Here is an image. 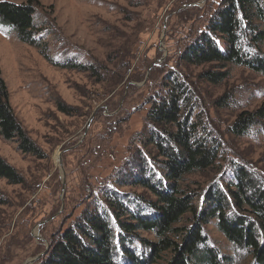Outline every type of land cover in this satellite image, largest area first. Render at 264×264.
Masks as SVG:
<instances>
[{"label": "rangeland", "instance_id": "1", "mask_svg": "<svg viewBox=\"0 0 264 264\" xmlns=\"http://www.w3.org/2000/svg\"><path fill=\"white\" fill-rule=\"evenodd\" d=\"M39 1L34 16L40 31L37 46L21 42L0 22V73L9 105L41 150L39 157L24 154L14 141L0 136V157L25 179L22 186L0 179L6 200L0 206V264H25L44 252L52 236L95 207L93 198L102 183L144 202L153 200L143 189L117 186L113 176L118 170L131 172L127 160L140 147L135 139L147 132L149 103L164 95L174 78L187 84L200 107L196 113L202 114L206 132L222 153L213 169L187 177L185 186L200 194L216 184L225 188L238 166L264 183V122L242 137L230 133L241 114L264 102V77L230 65L228 78L211 85L199 76L217 71L216 66H185L180 60L206 25L204 11L214 9L217 0ZM190 4L204 10L194 18L177 15ZM71 63L93 69H70ZM57 104L67 106L68 113H61ZM152 158L148 164H158ZM87 184L93 189L86 191ZM196 202H202V195ZM204 233L223 258L248 264L246 252L229 243L213 222ZM137 239L140 252L154 242L145 232H138Z\"/></svg>", "mask_w": 264, "mask_h": 264}, {"label": "trees", "instance_id": "2", "mask_svg": "<svg viewBox=\"0 0 264 264\" xmlns=\"http://www.w3.org/2000/svg\"><path fill=\"white\" fill-rule=\"evenodd\" d=\"M22 1L1 2L0 22L9 26L21 42L37 46L40 31L34 16L40 1ZM210 1L213 0L207 3ZM214 5V9L207 5L210 8L204 11L208 15L206 25L197 31L196 41L180 60L185 66H216L217 71L205 70L199 76L211 85L228 78L230 65L245 67L264 77V0H217ZM202 10L191 6L177 15L194 18ZM68 68L87 72L93 69L73 63ZM167 85L164 95L159 94L149 103L147 132L135 139L140 147L127 160L131 172L123 174L118 170L113 176L117 186L143 189L153 200L144 202L100 184L99 196L93 198L95 207L52 236L47 254L33 264H159L162 259L166 264H235L209 245L204 228L212 222L229 243L246 252L244 259L248 258V264H264L263 180L248 168L238 166L231 184L225 188L216 184L205 194L189 190L185 186L187 177L213 169L222 154L221 146L206 132L202 114L196 113L200 107L187 84L174 78ZM56 107L63 114L68 113L63 104ZM261 122L264 102L254 112L241 114L230 133L242 137ZM0 136L4 141H14L24 154L41 155L9 105L1 73ZM152 156L158 164H148V159L153 161ZM0 179L9 185L25 183L17 169L1 157ZM87 185L86 191L93 189ZM200 195L202 202H196ZM5 204L0 193V206ZM138 232L154 237V242L143 241L148 246L143 253L135 246Z\"/></svg>", "mask_w": 264, "mask_h": 264}, {"label": "water", "instance_id": "3", "mask_svg": "<svg viewBox=\"0 0 264 264\" xmlns=\"http://www.w3.org/2000/svg\"><path fill=\"white\" fill-rule=\"evenodd\" d=\"M204 1L205 0H202L201 1V3H204ZM200 4H190V5H188L187 7H191V6H199ZM64 179H63V188H62V192L64 191ZM55 216H53V217H51V218H49L48 220H45V221H42V222H40L39 224H38V227H40V226H43L44 224H46L47 222H49V221H51L53 218H54ZM37 239H39V237H36ZM47 251H48V248H46V250L44 251V252H42L41 254H39L37 257H35L34 259H32V260H30V261H28V262H26L25 264H33L34 262H36L37 260H39L40 258H42V257H44L45 255H46V253H47Z\"/></svg>", "mask_w": 264, "mask_h": 264}]
</instances>
